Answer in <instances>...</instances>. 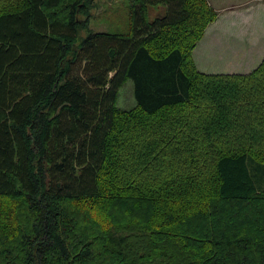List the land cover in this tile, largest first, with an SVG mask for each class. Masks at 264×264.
Returning <instances> with one entry per match:
<instances>
[{
	"label": "trees",
	"instance_id": "16d2710c",
	"mask_svg": "<svg viewBox=\"0 0 264 264\" xmlns=\"http://www.w3.org/2000/svg\"><path fill=\"white\" fill-rule=\"evenodd\" d=\"M95 6L0 0V264H264V58L198 72L206 0Z\"/></svg>",
	"mask_w": 264,
	"mask_h": 264
},
{
	"label": "rangeland",
	"instance_id": "374dc122",
	"mask_svg": "<svg viewBox=\"0 0 264 264\" xmlns=\"http://www.w3.org/2000/svg\"><path fill=\"white\" fill-rule=\"evenodd\" d=\"M206 1L208 6L217 14V16H216V20L206 28L203 38L197 44L196 48L192 53V60L196 69H197L196 67L197 63L195 64L194 62V58H193L194 53H196V60L197 62H199V57L203 58L204 55H209L210 53L216 54L222 48V47L215 48V44L218 41V39L221 37V29L219 27H221L224 23L222 20H220L219 22L220 13L216 11L212 5V3L216 4V0H206ZM225 1L227 2V0ZM246 1L264 3V0H235V1L232 0L231 4L238 5L239 3H243ZM95 5L96 6L90 10V18L88 23V28L91 32H117V31L125 30L124 23L126 19V7H125L126 0H95ZM156 12L159 13L161 12V10L159 9ZM248 14L249 17L240 16L238 18V21L236 18L233 25L240 27L242 31H244L242 33L245 36L246 42H251V48L249 49L248 56L251 55L252 57L246 58L245 55H240V54H234L229 56L228 54L223 53L218 58L221 59L220 61L217 62L216 60V61L208 62V65L214 68L209 70L213 72V74H233L240 72H248L247 70L243 71L245 69H240L242 68L241 66L244 65V62L246 60L257 62L256 59L258 57L255 56L264 47V14L256 12V10H253ZM154 15L155 12L152 11L150 13V16L155 17ZM81 36L83 37L84 33H82ZM203 59L204 61H208L205 58ZM197 71L200 72L198 69ZM240 75H244V74H240ZM133 106H134L133 85L130 81H127L119 90L118 98H117V108L122 110H128ZM262 169L264 170V168ZM259 172H260L259 174L260 179L258 182V187L260 189H264V171H259Z\"/></svg>",
	"mask_w": 264,
	"mask_h": 264
},
{
	"label": "crops",
	"instance_id": "0c3cea01",
	"mask_svg": "<svg viewBox=\"0 0 264 264\" xmlns=\"http://www.w3.org/2000/svg\"><path fill=\"white\" fill-rule=\"evenodd\" d=\"M232 0H216V4H213V7L216 11L220 13L219 22L220 20L223 21V25L219 27L221 29V37L215 44V48L222 47L216 54L210 53L209 55H204L203 58L207 59L208 61H204V59L199 57V62L196 60V53L193 54L194 62L196 64L197 69L204 74H213V72L209 71L210 69H214L208 65V62L212 61H220L218 59L223 53L230 55L240 54L245 55L246 58H251L252 56H248L249 49L251 48V42L245 41V36L242 32L240 27L233 25L235 19L240 16H247L251 11L256 10L261 14H264V3L262 2H251L246 1L243 3H239L238 5L231 4ZM235 1V0H233ZM218 31V29H217ZM263 51V54H262ZM258 57L256 60L257 62H252L251 60H246L244 65L241 66L240 69H245L243 71L248 72H240V73H233V74H248L250 71L254 70L261 60L264 58V47L263 49L255 56ZM234 58V57H232ZM250 65V67H249ZM249 67V68H247ZM250 69V70H248ZM229 73V72H228Z\"/></svg>",
	"mask_w": 264,
	"mask_h": 264
}]
</instances>
